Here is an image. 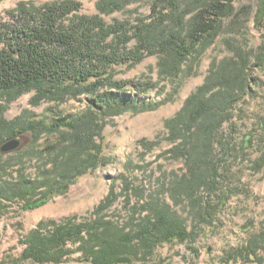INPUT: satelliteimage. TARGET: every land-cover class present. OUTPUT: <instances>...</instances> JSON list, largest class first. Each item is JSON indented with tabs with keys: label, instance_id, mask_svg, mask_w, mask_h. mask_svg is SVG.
I'll return each mask as SVG.
<instances>
[{
	"label": "trees",
	"instance_id": "obj_1",
	"mask_svg": "<svg viewBox=\"0 0 264 264\" xmlns=\"http://www.w3.org/2000/svg\"><path fill=\"white\" fill-rule=\"evenodd\" d=\"M130 1L103 0L99 10L110 13ZM154 1L156 7L160 0ZM161 1L165 8L158 19L143 18L137 23L118 19L108 23L100 13H84L79 0L40 4L24 0L0 15V143L21 132L33 136L21 150L0 155V214L18 201L22 203L18 214L52 202L80 177L106 165V117L149 110L139 96L152 86L141 80L115 81L113 65L134 64L147 54H160L161 71L180 72L185 62L195 59L196 51L200 53L213 43L223 16L234 12L235 0L224 4L221 0H191L185 2L186 8L182 0ZM191 2L202 6L187 18L194 12ZM210 19L216 23H210ZM166 21L171 22L169 26H165ZM133 39L136 45L130 48L128 43ZM262 64L261 57L253 63L241 49L229 59L214 62L204 84L167 122L174 143L169 152L185 165L184 172L174 173L167 183L171 197L175 204L185 201L190 205L195 217L211 231L220 229L219 216L234 193L230 187L220 186L224 171L220 172L214 152L219 147L232 148L230 141L224 142L225 129L235 131V110L252 95L258 84L253 72ZM128 86L134 95L126 92ZM27 93H33L30 103L35 106L44 101L78 99L83 94L91 99L83 110L60 116L50 124L27 111L7 119L4 114L8 104ZM259 123L264 129L263 121ZM45 133L46 140L40 142ZM244 141L251 143V136ZM24 156L35 161V171L27 172L20 166L17 176L8 174V168L17 164L15 160L23 161ZM133 180L122 178L121 194L128 205L132 204L134 214L146 212L141 218L133 215L129 224L107 218L105 210L119 197L113 184L110 193L88 215L39 221L20 238L23 248L19 256L8 252L0 264L147 262L159 247L182 243L193 235L188 221L169 202L151 197L141 204L136 198L140 186ZM203 186L213 193L206 202L197 196ZM251 229L244 227L246 238L224 255L221 264L262 261L259 253L264 249V230Z\"/></svg>",
	"mask_w": 264,
	"mask_h": 264
},
{
	"label": "rangeland",
	"instance_id": "obj_2",
	"mask_svg": "<svg viewBox=\"0 0 264 264\" xmlns=\"http://www.w3.org/2000/svg\"><path fill=\"white\" fill-rule=\"evenodd\" d=\"M20 1L24 0H0V15L17 6ZM33 1L40 4L53 0ZM79 1L83 3L84 13H100L108 23L117 19L133 23L143 18L147 21L158 19L165 4L160 0L155 7L154 0H132L122 9L105 13L99 10L103 0ZM190 1L182 0L183 8L188 6L185 2ZM226 1L221 0L220 4ZM191 3L195 5L194 12L188 14L187 18L202 6L201 3ZM233 5L234 12L223 16L221 30L213 43L200 53L196 51L195 59L191 57L185 62L180 72L174 74L167 70L161 71L160 54H147L142 61L134 64L113 65L111 71L115 81L141 80L152 84L149 91L139 96L142 102L144 100L147 103L149 110L106 117L103 132L104 154L108 158L106 165L80 177L69 186L65 194L20 214V201L5 207L7 211L0 214V260L8 252L19 256L23 248L20 238L35 228L39 221H60L75 215H88L110 193L113 184L119 197L105 210L107 218L120 224H129L133 215L141 218L146 212L134 214L132 204L128 205L125 195L121 194V180L125 177L134 179L137 186H140L136 198L141 200V204L151 197L160 202H169L188 221V229L193 233L182 243L159 247L148 257L147 262L136 261L131 264H221L224 255L246 238L244 227H252L251 231L264 230V129L259 123L261 120L264 123V0H235ZM170 23L166 21L165 26ZM210 23L215 24L216 21L210 19ZM134 45V39L128 43L130 48ZM239 49L247 52L253 63L261 57L263 67L253 72L258 84L254 85L252 95L246 96L245 101L239 103L235 110V131L225 129L224 142L230 141L232 148L219 147L214 152L220 172L224 171L220 186L227 189L230 187L234 193L219 216L217 224L220 229L211 231L195 217L190 205L187 206L185 201L175 204L171 197L167 183L174 173L182 174L185 165L169 152L174 143L170 139L167 122L181 110L191 93L204 84L212 64L233 57ZM191 66L193 69H190ZM126 92L133 94L134 91L128 86ZM32 94H24L8 104L4 116L14 119L27 111L32 117L50 124L60 116L83 110L91 99V96L83 94L78 99L60 103L44 101L35 106L30 103ZM2 103L7 104L4 100ZM47 135L45 133L40 142H44ZM248 135L251 136L249 144L244 141ZM229 137L232 139L228 140ZM15 161L17 164L8 168V174L17 176L20 166L27 172L35 171V161L31 162L29 156H24L23 161ZM216 192L221 193L219 189ZM212 194L203 186L197 196L199 201L206 202L212 198ZM259 256L263 259L258 264H264V249ZM62 264L92 263L70 261Z\"/></svg>",
	"mask_w": 264,
	"mask_h": 264
},
{
	"label": "water",
	"instance_id": "obj_3",
	"mask_svg": "<svg viewBox=\"0 0 264 264\" xmlns=\"http://www.w3.org/2000/svg\"><path fill=\"white\" fill-rule=\"evenodd\" d=\"M31 132H21L0 143V155L10 154L21 150L32 140Z\"/></svg>",
	"mask_w": 264,
	"mask_h": 264
}]
</instances>
